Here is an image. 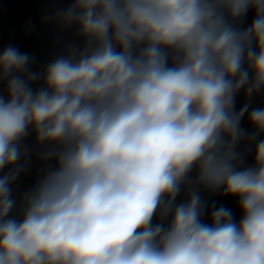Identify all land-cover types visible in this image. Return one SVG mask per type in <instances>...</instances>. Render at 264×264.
Listing matches in <instances>:
<instances>
[{"label":"clouds","instance_id":"clouds-1","mask_svg":"<svg viewBox=\"0 0 264 264\" xmlns=\"http://www.w3.org/2000/svg\"><path fill=\"white\" fill-rule=\"evenodd\" d=\"M41 22L75 40L38 70L0 51V264H264V0H72Z\"/></svg>","mask_w":264,"mask_h":264},{"label":"water","instance_id":"water-1","mask_svg":"<svg viewBox=\"0 0 264 264\" xmlns=\"http://www.w3.org/2000/svg\"><path fill=\"white\" fill-rule=\"evenodd\" d=\"M71 2L72 0H0V38L3 44L5 47L11 44L18 47L21 52L34 56L36 58L34 70L40 69L59 55L65 44L75 40L74 28L61 32L54 24L42 23V17L68 7ZM253 16L254 13L249 12L247 19ZM245 102L241 91L236 98L237 110ZM252 107H264V93L252 99ZM244 123L249 124L247 114L242 120V127ZM249 126L253 130L250 124ZM260 138L264 139V136ZM253 161L254 152L247 157L248 164H252ZM201 194L209 205L215 202L217 207L223 205L232 209L235 218L239 220L241 212L236 198L222 196L219 193L211 194L207 191ZM183 199L184 194L181 193L177 203ZM209 215L210 211L203 217L205 222L210 223Z\"/></svg>","mask_w":264,"mask_h":264},{"label":"trees","instance_id":"trees-1","mask_svg":"<svg viewBox=\"0 0 264 264\" xmlns=\"http://www.w3.org/2000/svg\"><path fill=\"white\" fill-rule=\"evenodd\" d=\"M252 19L253 18L247 19L244 26L246 27L247 25H249L251 23ZM243 127L245 129H248L249 131H252L248 123H244ZM34 182H35V178L31 172H29L27 175L21 176L17 182V184L19 185L18 194L22 193L25 189L30 187Z\"/></svg>","mask_w":264,"mask_h":264},{"label":"built area","instance_id":"built-area-1","mask_svg":"<svg viewBox=\"0 0 264 264\" xmlns=\"http://www.w3.org/2000/svg\"><path fill=\"white\" fill-rule=\"evenodd\" d=\"M3 48H5V45L3 44V41L0 38V51H2ZM33 140H34V137L29 136L26 140V143L31 146L33 144ZM40 167H41L40 163L34 158L31 173L33 174L35 180L37 178V172Z\"/></svg>","mask_w":264,"mask_h":264}]
</instances>
